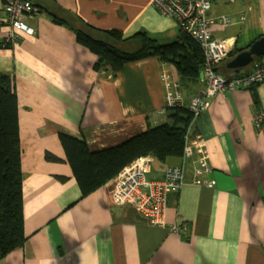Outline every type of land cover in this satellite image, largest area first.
Segmentation results:
<instances>
[{
	"label": "crops",
	"instance_id": "obj_1",
	"mask_svg": "<svg viewBox=\"0 0 264 264\" xmlns=\"http://www.w3.org/2000/svg\"><path fill=\"white\" fill-rule=\"evenodd\" d=\"M51 1L42 7L71 25L77 16L99 29H117L124 38L145 31L160 44L180 33L150 0ZM215 3L231 4L209 12L230 18L228 25L212 26V36L229 49L217 70L244 74L251 64L236 72L226 62L264 35V0ZM42 9L25 18L32 34L19 32L18 45L0 48V72L13 76L17 95L26 236L0 264H264V123L254 122L256 113L264 114V85L210 97L189 130L192 156L153 161L149 178L182 166L185 179L167 193L164 224L150 225L132 205L112 202L113 179L81 196L58 134L98 150L162 124L168 111L160 73L178 82L179 76L156 57L130 62L114 74L95 70L97 56ZM9 31L0 25V41ZM179 83L186 102L204 88L199 79ZM199 148L208 155L202 173L196 166ZM46 152L59 160H46Z\"/></svg>",
	"mask_w": 264,
	"mask_h": 264
},
{
	"label": "trees",
	"instance_id": "obj_2",
	"mask_svg": "<svg viewBox=\"0 0 264 264\" xmlns=\"http://www.w3.org/2000/svg\"><path fill=\"white\" fill-rule=\"evenodd\" d=\"M0 1L1 25L5 0ZM29 1L34 13L38 10L41 12L44 8L53 22L63 23L75 32L77 42L97 56L93 66L95 70L109 69L114 74L130 62L156 57L162 63L172 65L179 76V82H182L198 80L199 72L204 66L205 60L200 46L181 30L177 40L164 44L158 43L145 31H138L131 37L124 38L117 29H99L84 24L77 16H73V23L76 24L71 25L67 20L59 18L57 13L42 7L45 0ZM64 11L62 13L69 17V12ZM12 46L9 40L0 41V48ZM235 54L233 52L230 56ZM240 75L242 74H235ZM166 110L168 121L149 127L120 144L98 150H91L85 141L59 132L58 138L64 150L65 161L71 168L81 196L103 186L140 156L150 154L154 160L160 162L182 156L185 135L193 123L192 114L185 106ZM45 159L59 160L48 152L45 153ZM21 185L17 95L13 76L0 72V258L21 247L26 240L23 232Z\"/></svg>",
	"mask_w": 264,
	"mask_h": 264
},
{
	"label": "built area",
	"instance_id": "obj_3",
	"mask_svg": "<svg viewBox=\"0 0 264 264\" xmlns=\"http://www.w3.org/2000/svg\"><path fill=\"white\" fill-rule=\"evenodd\" d=\"M215 1L217 0H150L151 5L160 14L172 18L181 31L198 43L203 52L205 63L198 79L204 84V88L191 95L187 102L177 79L171 78L164 70L160 73L165 88V109L185 106L192 114V122L208 108L210 97L216 94L225 95L234 89L264 85V57L255 59L251 63V68L240 76H224L216 70L228 55L229 49L222 41L212 36V26L215 23L228 25L230 18L225 15L210 16L209 12ZM3 9L1 21L11 28L6 40L18 45L19 32L28 34L34 32L25 23V18L34 13V8L29 0H5ZM254 122L260 127L264 123V114L256 113ZM189 130L185 135V146L181 156L183 159L192 156L193 153V146L188 145ZM199 149L196 166H198L197 171L202 173L207 169L208 155L204 149ZM153 161L154 157L147 154L125 166L113 178L111 200L119 205H132L150 225L161 226L164 224L167 193L179 189L185 176L182 166H170L165 170L163 178L151 179L148 174L152 169ZM171 229L177 230L175 226Z\"/></svg>",
	"mask_w": 264,
	"mask_h": 264
},
{
	"label": "water",
	"instance_id": "obj_4",
	"mask_svg": "<svg viewBox=\"0 0 264 264\" xmlns=\"http://www.w3.org/2000/svg\"><path fill=\"white\" fill-rule=\"evenodd\" d=\"M264 57V35L251 42L246 49L238 52L226 62V67L238 70L249 66L256 58Z\"/></svg>",
	"mask_w": 264,
	"mask_h": 264
},
{
	"label": "rangeland",
	"instance_id": "obj_5",
	"mask_svg": "<svg viewBox=\"0 0 264 264\" xmlns=\"http://www.w3.org/2000/svg\"><path fill=\"white\" fill-rule=\"evenodd\" d=\"M231 4L227 3V4H223V5H220V4H217L214 2L213 6L216 8H220V10H227L229 8ZM221 73H223V71L221 70Z\"/></svg>",
	"mask_w": 264,
	"mask_h": 264
},
{
	"label": "bare ground",
	"instance_id": "obj_6",
	"mask_svg": "<svg viewBox=\"0 0 264 264\" xmlns=\"http://www.w3.org/2000/svg\"><path fill=\"white\" fill-rule=\"evenodd\" d=\"M183 32V31H182ZM227 57V56H226Z\"/></svg>",
	"mask_w": 264,
	"mask_h": 264
}]
</instances>
